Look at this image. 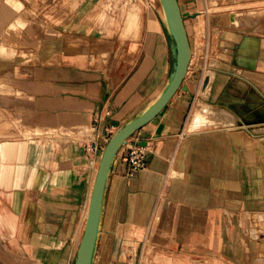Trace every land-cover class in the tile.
I'll use <instances>...</instances> for the list:
<instances>
[{
  "label": "crops",
  "instance_id": "obj_1",
  "mask_svg": "<svg viewBox=\"0 0 264 264\" xmlns=\"http://www.w3.org/2000/svg\"><path fill=\"white\" fill-rule=\"evenodd\" d=\"M106 1L0 0V264H72L109 136L165 84L154 4L104 30ZM177 1L185 88L136 130L144 168L119 150L93 264H264L263 0Z\"/></svg>",
  "mask_w": 264,
  "mask_h": 264
},
{
  "label": "water",
  "instance_id": "obj_2",
  "mask_svg": "<svg viewBox=\"0 0 264 264\" xmlns=\"http://www.w3.org/2000/svg\"><path fill=\"white\" fill-rule=\"evenodd\" d=\"M160 21L169 38L171 69L160 92L140 111L125 120L108 138L98 163L89 197L87 216L72 264H93L104 215L107 182L112 164L127 139L153 119L183 85L191 47L177 0H159ZM235 7H227L234 9Z\"/></svg>",
  "mask_w": 264,
  "mask_h": 264
},
{
  "label": "rangeland",
  "instance_id": "obj_3",
  "mask_svg": "<svg viewBox=\"0 0 264 264\" xmlns=\"http://www.w3.org/2000/svg\"><path fill=\"white\" fill-rule=\"evenodd\" d=\"M109 1H111V3H109ZM154 6L156 7V9L158 11L159 10V7L157 6L158 4V0H150ZM256 2V1H255ZM254 2V3H255ZM107 3V6H105V8H102L99 13V16H98V21L100 22H103V28L104 30H107V23H109L110 21H112V16L113 17V21L114 22H118V23H121L122 21H132L134 18H135V12L138 11L139 9V5L137 2H135L134 0H108L105 2V4ZM257 4L255 5H251L250 7H253V6H264V0L263 1H257L256 2ZM95 8H93L94 10ZM83 10V9H82ZM86 10H89L91 11L90 7L88 6L86 8ZM83 12H86L83 10ZM234 12V11H233ZM261 13L264 14V8H262L260 10ZM86 17H90L89 16V13ZM101 28V27H100ZM198 60V57L195 55L194 59H193V63L195 60ZM233 122V121H231ZM159 253V249H154L153 250V255H157ZM252 256L251 253L249 254V260H248V263H245V264H252ZM254 259V258H253ZM156 264H160V263H156Z\"/></svg>",
  "mask_w": 264,
  "mask_h": 264
},
{
  "label": "built area",
  "instance_id": "obj_4",
  "mask_svg": "<svg viewBox=\"0 0 264 264\" xmlns=\"http://www.w3.org/2000/svg\"><path fill=\"white\" fill-rule=\"evenodd\" d=\"M94 121L98 118L94 117ZM136 132V131H135ZM135 132L127 139V142L122 146L126 149L127 175H133L138 170L145 167L146 157L149 153V145L140 142V136Z\"/></svg>",
  "mask_w": 264,
  "mask_h": 264
},
{
  "label": "bare ground",
  "instance_id": "obj_5",
  "mask_svg": "<svg viewBox=\"0 0 264 264\" xmlns=\"http://www.w3.org/2000/svg\"><path fill=\"white\" fill-rule=\"evenodd\" d=\"M153 2V1H152ZM158 2V4H157V6L159 7V9L161 10V5H160V3H159V0L157 1ZM262 111L261 112H263V109L262 108H260ZM198 113H201L200 111L198 112ZM197 114V113H196ZM204 115V114H203ZM219 115V114H218ZM218 115H217V117H218ZM200 117V116H199ZM202 117V116H201ZM200 117V118H201ZM205 118V117H204ZM199 119V118H198ZM203 119V118H202ZM201 119V120H202ZM201 120H199V121H201ZM234 120V117H233V115H231L228 111H227V121H233ZM198 121V122H199ZM256 145V144H255ZM249 146V145H248ZM250 147V146H249ZM258 150H259V148H258ZM256 151V150H255ZM86 215H87V213H86ZM85 215V216H86ZM86 218V217H85ZM84 228V227H83Z\"/></svg>",
  "mask_w": 264,
  "mask_h": 264
}]
</instances>
